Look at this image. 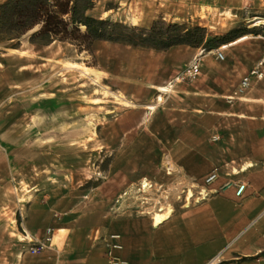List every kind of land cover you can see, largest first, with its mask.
Wrapping results in <instances>:
<instances>
[{
  "label": "rangeland",
  "instance_id": "374dc122",
  "mask_svg": "<svg viewBox=\"0 0 264 264\" xmlns=\"http://www.w3.org/2000/svg\"><path fill=\"white\" fill-rule=\"evenodd\" d=\"M89 12L107 19L113 36L96 39L89 51L68 41L33 43L28 35L0 40V264H43L48 251L61 248L65 238L55 249L26 252L31 242L23 239L24 229L44 237L48 229L34 227L45 226L50 212L59 220L85 215L91 225L94 216L154 206L141 195L117 202L143 179L170 178L155 161L163 147L152 139L149 117L127 136L119 122L139 102L121 104L116 75L138 64V52L164 50L197 26L207 27L201 46L214 54L250 34L223 47L221 57L248 73L264 51V23L252 25L256 16L264 18V0H95ZM66 61L106 74L95 80ZM103 87L114 92L97 89ZM91 118L97 125L90 132ZM141 167L148 173L138 178L134 170Z\"/></svg>",
  "mask_w": 264,
  "mask_h": 264
},
{
  "label": "crops",
  "instance_id": "0c3cea01",
  "mask_svg": "<svg viewBox=\"0 0 264 264\" xmlns=\"http://www.w3.org/2000/svg\"><path fill=\"white\" fill-rule=\"evenodd\" d=\"M201 50L190 43L142 50L137 65L117 73L116 90L139 102L138 109H126L120 117L126 136L146 119L144 107L157 105L149 117L157 149L167 145L192 179L220 170L207 196L187 206L176 203L159 222L153 213L131 210L94 216L91 225L85 215L59 220L50 212L45 226L34 227L38 232L49 224L70 230L61 248L47 252L43 264H108L112 233L122 244L115 252L127 264H264V78L243 86L248 72ZM198 54L201 73L177 80ZM171 81V89L162 91L160 86ZM155 161L160 162L159 153ZM134 171L138 178L148 173L143 167ZM229 178L246 182L240 195L237 187L223 185Z\"/></svg>",
  "mask_w": 264,
  "mask_h": 264
},
{
  "label": "trees",
  "instance_id": "16d2710c",
  "mask_svg": "<svg viewBox=\"0 0 264 264\" xmlns=\"http://www.w3.org/2000/svg\"><path fill=\"white\" fill-rule=\"evenodd\" d=\"M95 0H6L0 3V40H21L28 35L33 43L73 42L80 50H92L96 39H112L108 20L89 11ZM85 26V30H83ZM208 29L197 26L173 37L174 42L201 46Z\"/></svg>",
  "mask_w": 264,
  "mask_h": 264
},
{
  "label": "built area",
  "instance_id": "2783aa9c",
  "mask_svg": "<svg viewBox=\"0 0 264 264\" xmlns=\"http://www.w3.org/2000/svg\"><path fill=\"white\" fill-rule=\"evenodd\" d=\"M223 47L224 46L221 45L215 49L219 57L225 56L222 51ZM204 50L205 49L203 48L200 54H202ZM200 73L201 55L198 54L190 63L187 64V66L183 70L180 71V74L176 77V79L179 81L193 79ZM254 78H264V51L263 55L254 65L252 71L243 78L242 85L249 86ZM146 108V115L147 117H150V115H152L156 111L157 105L147 104ZM161 154L162 157L160 161V168L164 170L170 178L166 181H153L151 179H143L141 180V183L136 186V188L129 187L125 189V191L117 198V202L122 204L131 197H134V195H141V202H150L154 204V206L146 205L148 209L143 206L144 208L138 210L139 212L154 213L158 210H168L169 206H171L173 210L176 203L187 206L191 205L193 201H199L202 197L207 196L210 191L208 188L209 184L218 179L221 175L220 170L215 168L213 171L206 174V176L201 179H192L187 174V171L175 161L167 145L163 147ZM231 168L233 171L238 170L234 167ZM223 185L225 187H237V195H240L247 186L246 182L241 179L234 180L230 178L227 179ZM119 208L120 206L118 207V209ZM60 230V227H49L48 233L44 237H41L37 235V233H32L29 230L24 229V232L22 233L23 239H27L31 242V246L27 249L26 252H44L47 248L54 246ZM109 237V249L107 252L108 264H127L128 259L123 258L115 252V249L122 248V244L120 242L113 240V238L119 237L118 234L112 233ZM213 262L214 260H211L209 264H212Z\"/></svg>",
  "mask_w": 264,
  "mask_h": 264
},
{
  "label": "bare ground",
  "instance_id": "6f19581e",
  "mask_svg": "<svg viewBox=\"0 0 264 264\" xmlns=\"http://www.w3.org/2000/svg\"><path fill=\"white\" fill-rule=\"evenodd\" d=\"M253 22V24L252 25H254V26H257V25H261L262 23H264V18H262V17H259V16H256L253 20H252ZM250 34H248V33H245V34H243V35H241V36H239L238 38H236L234 41H231V42H228V43H224L223 44V46L224 47H226V46H228V45H230V44H233V43H236V41H239V40H243V39H245V38H248V36H249ZM66 64H68V65H70V66H78V67H81L82 68V72L84 73V74H88V75H90L91 73L92 74H95L96 76L94 77L95 78V80H99V78H100V76H101V70L100 69H98V68H95V67H93V66H91V65H85V64H83L82 62H79V61H66ZM173 83L171 82V83H169V84H166V85H163V86H160V88H161V90L162 91H169L170 89H171V85H172ZM98 90H103L105 93L106 92H114V91H112V90H109L108 88H106V87H103V88H97ZM117 94V96L119 97V100L121 101V104H130V103H133L130 99H128L127 97H125V95L124 94H120V93H116ZM99 98V97H98ZM98 117H100L99 115H97L96 114V118H98ZM89 126H88V128L86 129L87 131H95V129H96V125H97V123L95 122V120H93L92 118H91V120H89ZM89 137V136H88ZM146 185V184H145ZM171 211H172V207L171 206H169L168 207V210L166 211V212H161V211H158V212H156L155 213V219H156V221L157 222H159V221H161V220H163L164 218H166L167 216H169L170 215V213H171ZM61 230H60V233H59V235H58V237H57V239H59V240H61V238H64L67 234H68V232H69V228H67V227H65V226H61V228H60ZM62 246V245H61Z\"/></svg>",
  "mask_w": 264,
  "mask_h": 264
}]
</instances>
